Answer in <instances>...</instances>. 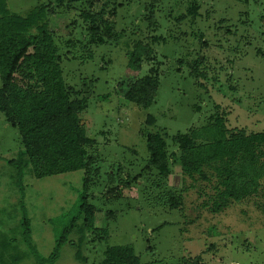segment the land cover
<instances>
[{
	"label": "rangeland",
	"instance_id": "1",
	"mask_svg": "<svg viewBox=\"0 0 264 264\" xmlns=\"http://www.w3.org/2000/svg\"><path fill=\"white\" fill-rule=\"evenodd\" d=\"M192 2L199 5L193 21L185 16ZM38 4L50 11L47 25L65 85L86 92V109L75 118L94 141L88 152L99 175L92 172L86 190L83 170L19 178L8 164L22 149L18 130L0 112V229L25 256L19 264H100L115 247L131 249L138 264H264V193L213 214L212 183L192 181L174 159L161 189L143 177L133 184L147 164L148 134L165 135L176 151L172 139L215 112L225 114L229 130H264V0H119L112 36L102 44L89 43L79 4L7 1L18 14ZM134 52L143 59L137 71L129 66ZM150 74L158 81L154 101L138 108L125 92ZM125 177L129 187L120 184ZM169 191L181 194L177 207L164 196ZM83 194L95 209V228L85 233L80 260ZM22 213L30 220L25 240ZM72 220L77 223L66 235ZM58 236L64 242L50 259Z\"/></svg>",
	"mask_w": 264,
	"mask_h": 264
},
{
	"label": "trees",
	"instance_id": "2",
	"mask_svg": "<svg viewBox=\"0 0 264 264\" xmlns=\"http://www.w3.org/2000/svg\"><path fill=\"white\" fill-rule=\"evenodd\" d=\"M7 1L0 0V112L18 130L22 147L8 164L14 167L19 178L30 175L40 179L83 170L86 190L93 184L92 172L93 176L99 175V169L92 168L95 159L88 152L94 141L84 134L75 118L86 109V92L79 93L65 85L53 32L47 25L48 7L38 4L25 14H18L8 9ZM63 2L79 4V17L85 22L89 43L102 44L106 36H112L117 9L121 6L119 0H57L58 7ZM198 9L196 2L188 4L185 16L193 21L199 16ZM142 60L132 53L130 68L139 70ZM157 86V78L147 75L129 85L125 99L147 109L154 101ZM153 123L154 119L146 116V124ZM164 136L160 133L146 136L147 164L133 178V184H137L138 177H143L152 183L156 181L153 185L161 189L172 173L170 161L174 159L182 174L192 181L212 183L214 193L207 202L213 214L222 212L231 203L264 193V130L252 133L229 130L225 114L215 112L200 127L174 137L176 151L169 150ZM106 176L109 181L115 177L110 173ZM131 183L129 177L120 181L122 187H129ZM20 192L23 198V189ZM169 193L164 196L168 197L170 207H177L181 194ZM79 200L84 218L76 229L75 258L82 260L80 247L85 233L95 228V209L86 204L85 194ZM76 223L77 220H72L65 227L66 235ZM18 226L25 240L29 237L30 220L24 213ZM63 239L64 236L56 238L50 259L57 257ZM18 250L14 240L0 229V264H19L25 256ZM104 255L100 264H138L137 257L128 248H108Z\"/></svg>",
	"mask_w": 264,
	"mask_h": 264
}]
</instances>
